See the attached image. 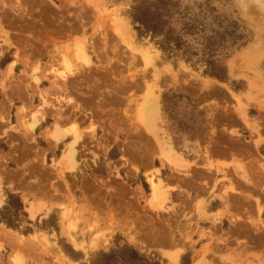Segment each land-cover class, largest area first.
Listing matches in <instances>:
<instances>
[{"label":"rangeland","instance_id":"rangeland-1","mask_svg":"<svg viewBox=\"0 0 264 264\" xmlns=\"http://www.w3.org/2000/svg\"><path fill=\"white\" fill-rule=\"evenodd\" d=\"M188 1L197 21L209 5L208 26H242L217 54L223 78L198 60L201 33L187 61L140 30L135 0H0V210L19 195L33 228L0 222V264L129 246L160 264H264V0ZM75 136L79 167L62 170Z\"/></svg>","mask_w":264,"mask_h":264},{"label":"trees","instance_id":"trees-1","mask_svg":"<svg viewBox=\"0 0 264 264\" xmlns=\"http://www.w3.org/2000/svg\"><path fill=\"white\" fill-rule=\"evenodd\" d=\"M135 2L133 18L140 24L139 29H143L146 34H152L153 38L160 37L158 43L165 52L180 53L187 61H192L199 53L191 50L188 37L194 33H201L202 53L198 60L209 65L208 72L213 76L220 78L224 76L221 75L223 67L218 63L217 54L223 53L230 46H240L247 40L241 31L242 26L234 20H228L227 24L219 21L217 27L213 26L216 24L214 20L208 26L206 20L215 11L209 5L200 6L201 11L198 14H202L203 18L197 21L188 0H135ZM213 17L217 20L218 15ZM0 222L23 233L33 231L29 226L32 221L28 219L25 204L16 194H11L8 206L0 210ZM95 264H160V262L129 246L124 250L103 253Z\"/></svg>","mask_w":264,"mask_h":264},{"label":"bare ground","instance_id":"bare-ground-1","mask_svg":"<svg viewBox=\"0 0 264 264\" xmlns=\"http://www.w3.org/2000/svg\"><path fill=\"white\" fill-rule=\"evenodd\" d=\"M260 13H261L262 18H263V21L260 20V22H261V25H260L261 33H260V35H261V39H264V9L260 10ZM12 67H13V65H9L10 70H12ZM38 111H40V112L42 111V114L44 113L43 110H38ZM157 114H158V103L151 101V104L148 105L145 109V118L147 119V121L149 123H152L154 121V119L156 118ZM37 121H39V120H37ZM50 133H48V135H51V137L53 138V139L52 138L51 139L54 142V144L60 143V141L64 138L63 133L58 130L57 126H54L53 130L50 131ZM79 139H80L79 136H77V137L75 136L74 140L67 142L65 147L63 148L61 156L58 160L59 165L62 166V168H61L62 170H64L63 168H66L67 170L74 172V171H76L77 167H79V163H78L79 161L77 160L78 159V146L80 144ZM175 158H177V157L175 156ZM177 159H179V158H177ZM150 182H151V185H150L151 186V188H150L151 195H153V199H154L153 201L158 200V203H162L163 201H165L169 198L168 195H170V192L168 191V189L165 190L161 187V182H154L152 178L150 179ZM72 241H75V240H72ZM74 244L76 247H80V243H78L77 241H75ZM139 244L141 247H143V244H141V243H139ZM166 254H168V253H166ZM178 258H179V256H178Z\"/></svg>","mask_w":264,"mask_h":264}]
</instances>
